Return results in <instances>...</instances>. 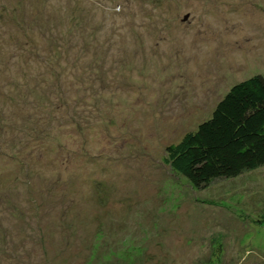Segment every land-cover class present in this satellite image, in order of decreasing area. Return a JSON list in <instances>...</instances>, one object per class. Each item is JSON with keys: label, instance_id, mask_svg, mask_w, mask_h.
Wrapping results in <instances>:
<instances>
[{"label": "rangeland", "instance_id": "obj_1", "mask_svg": "<svg viewBox=\"0 0 264 264\" xmlns=\"http://www.w3.org/2000/svg\"><path fill=\"white\" fill-rule=\"evenodd\" d=\"M257 74L264 0H0V264H264V166L168 153Z\"/></svg>", "mask_w": 264, "mask_h": 264}, {"label": "trees", "instance_id": "obj_2", "mask_svg": "<svg viewBox=\"0 0 264 264\" xmlns=\"http://www.w3.org/2000/svg\"><path fill=\"white\" fill-rule=\"evenodd\" d=\"M168 153L180 155L182 160L175 163L196 188L264 166V76L253 75L230 86L211 115L183 140L169 144ZM70 246L64 250L78 247Z\"/></svg>", "mask_w": 264, "mask_h": 264}]
</instances>
